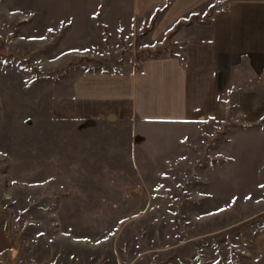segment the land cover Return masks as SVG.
Returning <instances> with one entry per match:
<instances>
[{
    "label": "rangeland",
    "instance_id": "1",
    "mask_svg": "<svg viewBox=\"0 0 264 264\" xmlns=\"http://www.w3.org/2000/svg\"><path fill=\"white\" fill-rule=\"evenodd\" d=\"M41 3L0 0V206L19 258L264 264V120L134 132L54 117L84 67L117 66L122 54L92 57L94 41L57 31L63 19Z\"/></svg>",
    "mask_w": 264,
    "mask_h": 264
},
{
    "label": "crops",
    "instance_id": "2",
    "mask_svg": "<svg viewBox=\"0 0 264 264\" xmlns=\"http://www.w3.org/2000/svg\"><path fill=\"white\" fill-rule=\"evenodd\" d=\"M40 1L47 17L63 19L57 31L94 41L92 57L122 54L117 66L84 67L54 117L114 120L134 132L230 115L240 125L264 120V0ZM162 34L166 42H153ZM8 217L0 206V264H17Z\"/></svg>",
    "mask_w": 264,
    "mask_h": 264
},
{
    "label": "built area",
    "instance_id": "3",
    "mask_svg": "<svg viewBox=\"0 0 264 264\" xmlns=\"http://www.w3.org/2000/svg\"><path fill=\"white\" fill-rule=\"evenodd\" d=\"M226 8L225 7H220V11H224ZM24 260H22V258H18L17 259V264H24ZM27 264V263H26ZM31 264V263H29Z\"/></svg>",
    "mask_w": 264,
    "mask_h": 264
}]
</instances>
